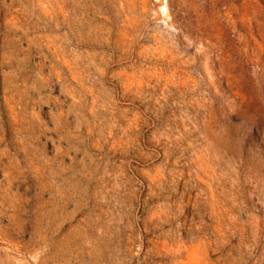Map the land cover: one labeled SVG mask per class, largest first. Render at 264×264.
Returning <instances> with one entry per match:
<instances>
[{
  "label": "rangeland",
  "instance_id": "1",
  "mask_svg": "<svg viewBox=\"0 0 264 264\" xmlns=\"http://www.w3.org/2000/svg\"><path fill=\"white\" fill-rule=\"evenodd\" d=\"M0 264H264V0H0Z\"/></svg>",
  "mask_w": 264,
  "mask_h": 264
}]
</instances>
